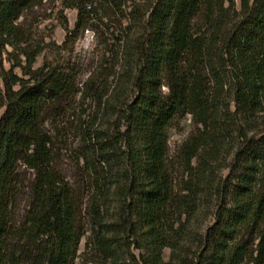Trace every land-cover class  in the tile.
Wrapping results in <instances>:
<instances>
[{"label": "trees", "instance_id": "trees-1", "mask_svg": "<svg viewBox=\"0 0 264 264\" xmlns=\"http://www.w3.org/2000/svg\"><path fill=\"white\" fill-rule=\"evenodd\" d=\"M43 1L0 0V264H74L83 239L91 264H264V0H63L77 10L66 40L115 18L111 57L132 69L128 97L84 129L87 226L45 127L76 66L35 68L45 40L22 20ZM185 116L195 127L172 156Z\"/></svg>", "mask_w": 264, "mask_h": 264}, {"label": "rangeland", "instance_id": "rangeland-1", "mask_svg": "<svg viewBox=\"0 0 264 264\" xmlns=\"http://www.w3.org/2000/svg\"><path fill=\"white\" fill-rule=\"evenodd\" d=\"M237 5L239 6V0H237ZM76 19L77 10L66 8L63 0H44L41 5L26 12L22 18L27 27L38 30L39 39L45 40L43 41L45 49L37 58L35 68L42 66L45 62H50L53 65L74 63L76 66L77 79L74 91L66 99L51 103L46 113L45 127L53 139V166L73 185L83 204L81 221L87 226L85 209L89 204L90 192L88 181L84 178L85 175L83 176L82 171L84 129L91 124L95 127H103L105 106L109 103L122 104V101L128 97L132 69L124 67L121 54L120 59L111 57L114 54L111 50L116 49L117 46L110 32L115 28L120 29L117 19L105 20L108 26L104 32L88 29L71 43L66 40L67 32L63 25L68 22L69 28L72 30L75 27ZM6 65L9 64L6 63ZM16 72L21 74L19 68L16 69ZM93 76H99L98 96L89 94L85 86ZM123 89H127V92H123ZM162 89L167 92L166 87ZM100 100H102L103 107L100 106ZM3 111L4 109L0 111V115ZM114 119H116L115 113L113 114ZM194 127L190 116L179 118L173 122L169 130V146L172 156H176L183 140L187 138ZM226 173L227 170H224L223 174ZM33 181L32 170L22 166L20 169L21 185L16 205L19 218L30 202ZM111 202L109 200L107 204L108 206L110 204V207ZM94 255L85 247V239H83L74 264H91L95 259ZM169 256L170 251L167 249L165 250V260L168 261Z\"/></svg>", "mask_w": 264, "mask_h": 264}]
</instances>
